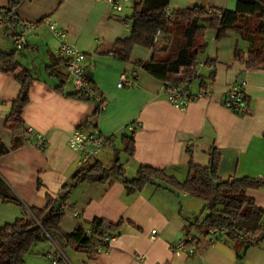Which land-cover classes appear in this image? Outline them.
I'll list each match as a JSON object with an SVG mask.
<instances>
[{
	"label": "crops",
	"instance_id": "obj_1",
	"mask_svg": "<svg viewBox=\"0 0 264 264\" xmlns=\"http://www.w3.org/2000/svg\"><path fill=\"white\" fill-rule=\"evenodd\" d=\"M235 1L170 0L168 10L191 6L232 9ZM6 6L7 0H0V8ZM131 6L132 0L116 12L104 0H22L13 10L19 20L16 32L24 29L23 47L18 51L6 32L9 22L0 20V51L14 52L32 76L29 101L22 113L24 145L0 157V182L21 206L0 198V228L30 215L29 208L44 209L47 198H56L79 167L96 161L110 169L118 158L127 178H133L140 166H148L183 182L189 163L208 166L210 150L215 148L220 157L216 173L221 180L264 178V67L247 69L235 56L238 53L245 60L253 45L261 47L264 42L229 30L228 41L222 45L215 32L206 29L203 40L212 48L205 58L198 56L197 76L189 85L191 93L204 90L206 96L179 110L166 99L162 81L134 66L150 60L151 50L134 47L128 62L105 54L118 39L129 35L124 20L131 15ZM48 21L65 30L68 41L85 54L86 75L106 103L100 113H94V103L69 96L72 84L63 63L53 69L54 74L48 71L47 65L58 58V43ZM219 48L225 49L223 55ZM206 60L210 63L204 64ZM14 76L0 72V140L7 148L13 133L4 122L20 91ZM121 76L131 80L132 86L118 88ZM60 81L62 90L57 91ZM242 81L246 110L235 113L223 106V99L233 83ZM131 124L138 125L132 132L128 131ZM79 126L107 140L95 159L83 165H79L80 155L67 145L69 135ZM28 129L33 134L30 139H26ZM36 133L45 137L42 148L36 145ZM127 135L133 138L131 158L122 152ZM165 187L156 182L139 192H128L115 171L104 183L78 184L64 204L60 231L69 234L78 226L88 230L92 220L100 219L114 228L107 250L84 254L48 237L24 257V264H51L46 256L54 249L62 255L70 251L74 264H239L232 243H210L203 227H189L204 203ZM247 195L264 209V189ZM187 236L196 241L194 252L174 254L172 247ZM242 264H264V248H251Z\"/></svg>",
	"mask_w": 264,
	"mask_h": 264
},
{
	"label": "trees",
	"instance_id": "obj_2",
	"mask_svg": "<svg viewBox=\"0 0 264 264\" xmlns=\"http://www.w3.org/2000/svg\"><path fill=\"white\" fill-rule=\"evenodd\" d=\"M169 1L132 0V13L124 20L130 24L129 35L118 39L112 49L105 54L111 53L117 60L128 62L134 47L151 50L150 60L136 62L134 66L162 81L166 86L177 81L176 75L180 67L196 66L198 55L206 48L203 40L206 29L214 31L216 39L226 36L229 30H233L248 40L256 37L259 44L264 42V0H236L233 10L225 8L209 10L203 6H191L174 11L168 10ZM21 2L22 0H7V6L0 8V20L9 22L10 27L6 32L13 41L20 34L16 32L19 20L13 10ZM251 18L255 19V29L250 28ZM158 31L159 36L154 41ZM235 56L245 63L247 69L264 67V46L253 45L248 50L245 60L238 53ZM61 63L64 65L61 58L53 59L52 64L47 65L50 74H54L53 69ZM209 63L210 61L206 60L204 64ZM0 72L15 74L14 79L20 86L18 97L11 103L10 113L4 122V127L13 133L12 143L7 148L0 140L1 157L24 145L25 128L22 113L29 101L32 76L20 66L14 52L0 51ZM86 77L92 86L93 94L100 95L87 75ZM62 86L63 82L60 81L56 90L61 91ZM69 96L94 103L93 97L83 93L72 92ZM94 104L96 105L94 113H100L98 105ZM133 150L132 135L124 136L122 152L131 158ZM209 156V165L206 167L190 162L183 182H178L163 171L148 166H140L133 178H127L118 158L110 169L103 168L97 161L79 167L56 198H47L44 209L29 208L30 215L16 218L12 223L0 228V264H24V257L32 253L36 244L48 237L60 239L63 246L77 252L98 255L96 250L103 245L104 237L113 236L114 228L111 224L94 219L88 230L78 226L71 233L62 234L60 223L64 214V204L71 191L84 182L104 183L108 181L112 171L118 174L128 192H139L146 185L158 182L164 184L166 189L176 190L201 200L204 203L203 212L189 227H203L208 235L209 231H214L217 233L216 241L232 243L235 258L242 264L251 248H264V209L258 207L247 195L248 191L264 189V178L232 177L221 180L216 173L220 157L215 148L210 150ZM0 198L21 206L20 201L2 182ZM57 262L66 264L62 258H58Z\"/></svg>",
	"mask_w": 264,
	"mask_h": 264
},
{
	"label": "built area",
	"instance_id": "obj_3",
	"mask_svg": "<svg viewBox=\"0 0 264 264\" xmlns=\"http://www.w3.org/2000/svg\"><path fill=\"white\" fill-rule=\"evenodd\" d=\"M106 1L111 8L116 12H122L125 4L130 3L131 0H104ZM168 12V11H167ZM48 29L56 39L57 46V57L61 58L64 62V67L67 74L71 79L72 92L73 93H83L90 97H93L94 103L99 107V110H103L105 107V101L102 96L93 94L92 86L86 77V67L85 59L86 56L82 53L75 45L71 44L68 41V33L59 28L57 23L54 21L47 22ZM126 29L130 30L129 22L124 21ZM159 36V31L154 37V41ZM23 32L19 34L18 37L14 39V45L16 49H21L23 46ZM199 64V63H197ZM196 64V66H197ZM200 65V64H199ZM195 66V67H196ZM195 67H180L177 74V81L174 83H169L164 87V92L168 102L179 110H183L191 101L202 98L206 96L204 90H200L196 93H191L189 91L190 82L196 78L197 74L195 72ZM132 81L125 79L123 76L120 77L119 82L117 83L118 88L130 87L132 86ZM246 94H245V82H236L233 83L228 92L226 93L223 99V106L235 113H244L246 110ZM138 125L131 124L128 126V131H134ZM33 136L31 129L26 131V139H30ZM36 138V145L40 148L44 146L45 137L42 134H34ZM105 139L101 136L90 133L82 127H76L67 139L68 148L78 153L81 157L79 165H83L88 161L95 159L97 154L100 151L101 146L104 144ZM74 216H77V213H74ZM155 231H151V234H154ZM216 232L209 231L210 243L216 242L215 236ZM112 237L106 236L103 239V245L98 247L96 250L97 254L105 252L108 248L109 242ZM196 241L187 236L179 239L172 251L174 254H179L183 252L193 253L195 250ZM51 264H57L58 257L64 260V256L61 252L54 249L53 252L48 253L46 256Z\"/></svg>",
	"mask_w": 264,
	"mask_h": 264
},
{
	"label": "rangeland",
	"instance_id": "obj_4",
	"mask_svg": "<svg viewBox=\"0 0 264 264\" xmlns=\"http://www.w3.org/2000/svg\"><path fill=\"white\" fill-rule=\"evenodd\" d=\"M234 9V7L232 8V9H230V10H233ZM250 23H251V25H250V28L251 29H255V19H253V18H251L250 20ZM218 40H220V41H222V42H220L222 45L224 44V42L225 41H228L227 39H226V37L224 36V37H222V38H220V39H218ZM15 46V45H14ZM207 46V45H206ZM23 47V46H22ZM16 48V47H15ZM212 48V45H211V43H209V45L205 48V52H203V53H200L198 56H199V58L200 59H203V58H205L206 57V55L208 54V52L210 51V49ZM19 49H17V51H18ZM219 50H220V52L222 53V55H223V53L225 52V49L224 48H219ZM215 52V51H214ZM203 209H204V206L202 207ZM203 212V210L201 209V210H198V212H197V214H196V217H199L200 215H201V213ZM69 252L70 251H63V255L65 256V263L66 264H74V262L69 258Z\"/></svg>",
	"mask_w": 264,
	"mask_h": 264
},
{
	"label": "water",
	"instance_id": "obj_5",
	"mask_svg": "<svg viewBox=\"0 0 264 264\" xmlns=\"http://www.w3.org/2000/svg\"><path fill=\"white\" fill-rule=\"evenodd\" d=\"M57 239V238H56Z\"/></svg>",
	"mask_w": 264,
	"mask_h": 264
}]
</instances>
